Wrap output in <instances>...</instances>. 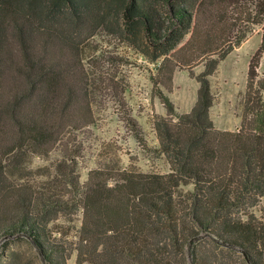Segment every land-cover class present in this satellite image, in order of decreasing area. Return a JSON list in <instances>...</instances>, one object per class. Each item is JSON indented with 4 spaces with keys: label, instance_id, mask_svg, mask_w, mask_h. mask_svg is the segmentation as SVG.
Instances as JSON below:
<instances>
[{
    "label": "trees",
    "instance_id": "trees-1",
    "mask_svg": "<svg viewBox=\"0 0 264 264\" xmlns=\"http://www.w3.org/2000/svg\"><path fill=\"white\" fill-rule=\"evenodd\" d=\"M108 19L160 62L156 86L170 89L183 68L199 88L182 114L157 88L166 115L153 128L168 173L104 160L81 183L78 153L97 121L81 45ZM258 26L239 126L218 129L209 77ZM263 47L264 0H0V239L27 240L45 264H68L73 253L75 264H264ZM108 88L124 103L123 89ZM52 154L38 187L19 180L23 157ZM69 211L82 213L75 245L55 224Z\"/></svg>",
    "mask_w": 264,
    "mask_h": 264
},
{
    "label": "rangeland",
    "instance_id": "rangeland-1",
    "mask_svg": "<svg viewBox=\"0 0 264 264\" xmlns=\"http://www.w3.org/2000/svg\"><path fill=\"white\" fill-rule=\"evenodd\" d=\"M263 30L255 27L240 46L234 48L222 60L215 72L209 77L211 92L214 96L210 108V117L214 125L221 130H235L240 123L242 99L246 89L248 64L251 57L262 43ZM74 42H82L75 39ZM81 45L85 64L95 73L97 88L96 110L97 121L91 127V133L83 136L82 149L79 150L78 172L80 182L87 180L89 170L98 162L107 160L120 161L123 168H136L141 171L168 173L169 165L159 152V144L153 128L157 115H166V110L156 96L157 88L173 102L179 114L191 111L197 99L199 82L190 76L189 71L176 68L171 88L162 84L157 86L151 76L157 75L160 62H149L140 50L143 40L139 36L124 33L114 19L97 29L95 35L83 41ZM204 70L203 63L192 67L194 75ZM258 77L264 80V47L257 68ZM109 84L124 90V103L115 101V93ZM264 95V90H263ZM130 114L137 122L141 140L135 138V130L128 121ZM80 135L79 137H81ZM77 140H80L77 138ZM57 154L50 159L35 155L23 157L19 167L21 182H29L38 187L46 177L39 171L44 166L51 167ZM184 191L192 190V184L182 185ZM261 205L264 204V198ZM260 206L253 209L260 215ZM82 213L67 212L55 222L67 231L72 245L77 242V230L81 224ZM0 264H45L40 254L31 243L23 238L0 239ZM75 264V253L68 260Z\"/></svg>",
    "mask_w": 264,
    "mask_h": 264
}]
</instances>
